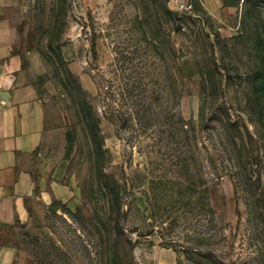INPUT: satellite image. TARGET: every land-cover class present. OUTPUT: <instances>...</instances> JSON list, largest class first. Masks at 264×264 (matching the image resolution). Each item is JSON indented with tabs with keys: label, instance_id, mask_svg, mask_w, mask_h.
<instances>
[{
	"label": "rangeland",
	"instance_id": "374dc122",
	"mask_svg": "<svg viewBox=\"0 0 264 264\" xmlns=\"http://www.w3.org/2000/svg\"><path fill=\"white\" fill-rule=\"evenodd\" d=\"M64 199L39 264H264V0H9Z\"/></svg>",
	"mask_w": 264,
	"mask_h": 264
},
{
	"label": "crops",
	"instance_id": "0c3cea01",
	"mask_svg": "<svg viewBox=\"0 0 264 264\" xmlns=\"http://www.w3.org/2000/svg\"><path fill=\"white\" fill-rule=\"evenodd\" d=\"M0 0V264H39L21 233L47 209L50 198L64 199V187L34 163L45 134V106L31 76L40 67L31 38L6 17Z\"/></svg>",
	"mask_w": 264,
	"mask_h": 264
},
{
	"label": "trees",
	"instance_id": "16d2710c",
	"mask_svg": "<svg viewBox=\"0 0 264 264\" xmlns=\"http://www.w3.org/2000/svg\"><path fill=\"white\" fill-rule=\"evenodd\" d=\"M260 48H261V52L264 54V48L262 46V44H260ZM262 62H263V65H264V55L262 57ZM36 86V85H35ZM37 87V86H36Z\"/></svg>",
	"mask_w": 264,
	"mask_h": 264
}]
</instances>
